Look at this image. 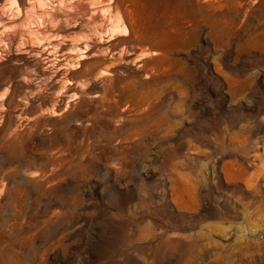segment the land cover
Wrapping results in <instances>:
<instances>
[{"label":"rangeland","instance_id":"obj_1","mask_svg":"<svg viewBox=\"0 0 264 264\" xmlns=\"http://www.w3.org/2000/svg\"><path fill=\"white\" fill-rule=\"evenodd\" d=\"M0 32V264H264V0H0Z\"/></svg>","mask_w":264,"mask_h":264},{"label":"bare ground","instance_id":"obj_2","mask_svg":"<svg viewBox=\"0 0 264 264\" xmlns=\"http://www.w3.org/2000/svg\"><path fill=\"white\" fill-rule=\"evenodd\" d=\"M98 13L100 14V19H102L103 18L102 10L99 11ZM92 40H93V43H101V41H102L101 38H93ZM53 47H54L53 44H46L45 47H42V48H44L43 49V53L46 55V58L48 60H51V57L53 56L52 55ZM88 50H89V48H88V46L86 44L78 43V44H70V45L66 46L62 50V53H63V55L65 57H68V58H71V59H74V58L83 59V58H86L87 57ZM53 64H54V62H53ZM61 75H62L61 73H58V77H61Z\"/></svg>","mask_w":264,"mask_h":264}]
</instances>
